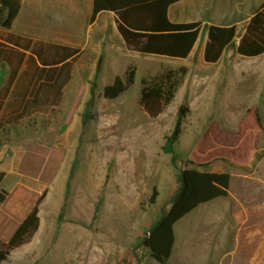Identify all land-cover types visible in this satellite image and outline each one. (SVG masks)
<instances>
[{
  "label": "rangeland",
  "instance_id": "rangeland-1",
  "mask_svg": "<svg viewBox=\"0 0 264 264\" xmlns=\"http://www.w3.org/2000/svg\"><path fill=\"white\" fill-rule=\"evenodd\" d=\"M238 1L200 0L192 9L203 25L224 24L241 9L243 15L237 17L246 19L245 5L242 8ZM248 2L252 15L262 0ZM201 33L188 60L129 51L113 65L115 57L105 56L86 125L81 115L91 86L84 97L69 98L65 113L57 116L59 151L52 156L58 170L60 160L64 163L51 187L42 185V243L29 264H156L150 263L140 242L169 208L178 188V171L211 167L233 175L230 197L217 199L222 201L215 207L226 210V251L233 244L236 248L223 259L216 256L220 232L213 227L207 239L189 238L192 255L186 264H264V57L237 55L236 36L220 63L208 65L201 47L207 34ZM232 52L235 56H230ZM129 66L136 68L133 86L115 100L104 99V87ZM171 66H185L187 74L173 101L158 118L150 119L139 105L141 81ZM181 106L188 112L175 145L174 167L162 146L175 128ZM35 159L43 168L45 154ZM13 186L8 180L3 189ZM23 202L29 208L34 199ZM185 229H176L175 255L168 264H179L180 246L187 241Z\"/></svg>",
  "mask_w": 264,
  "mask_h": 264
},
{
  "label": "crops",
  "instance_id": "crops-1",
  "mask_svg": "<svg viewBox=\"0 0 264 264\" xmlns=\"http://www.w3.org/2000/svg\"><path fill=\"white\" fill-rule=\"evenodd\" d=\"M199 1L186 0L172 5L168 11L170 21L200 22L192 9ZM238 4L242 8L245 5V20L237 17L239 13L243 15L241 9L229 23L210 24L219 27L235 25L238 36L236 48L254 14L249 13L248 0H240ZM92 14L93 0H21L16 18L6 28L2 26L6 12L0 10V171L5 174L0 189L5 190L3 185L8 180L14 184L11 190H7V200L0 205V240L3 242H8L26 219L40 197L42 185L50 188L57 179L64 163L60 160L58 170L57 162H52L53 154L59 151L57 116L65 113L69 98H82L87 94L100 61L101 72L103 70L105 56L113 55L115 60L110 63L116 65L125 53L132 51L118 32L114 13L102 11L94 21H91ZM242 22L246 24L242 26ZM199 38L186 59L175 60L191 58L198 48ZM207 41L206 37L201 46L203 53ZM226 49L217 63L208 65L219 64ZM233 55L235 52L230 56ZM262 57L264 54L257 58ZM116 77L121 76L114 79ZM41 152L45 154L46 163L43 168H38L35 157ZM212 168L202 172L222 173L220 169ZM26 198L34 199L29 208L23 202ZM221 201L215 199L197 207L174 225V245L165 264L175 255L176 229L179 226L186 228L187 240L180 246L179 264H186L191 258L189 238L207 239L213 227L220 232L215 255L223 259L235 251L236 244L226 251V210L215 207ZM198 227L200 231L196 232L194 228ZM40 231L41 217L39 229L30 241L13 250L2 264H29L35 260L42 243ZM149 259L150 263L159 264L151 257Z\"/></svg>",
  "mask_w": 264,
  "mask_h": 264
},
{
  "label": "trees",
  "instance_id": "trees-1",
  "mask_svg": "<svg viewBox=\"0 0 264 264\" xmlns=\"http://www.w3.org/2000/svg\"><path fill=\"white\" fill-rule=\"evenodd\" d=\"M186 0H93L94 21L102 11L112 12L116 16L117 29L129 50L169 59H186L192 52L202 30L207 33L208 41L204 48L203 59L207 64H215L224 50L231 45L237 34V27H219L201 22L173 23L168 16L169 8ZM21 0H0V10L5 11L2 26L9 28L20 9ZM238 55L257 58L264 54V1L251 16L244 35L236 48ZM101 73V61L97 64L94 80L90 87V98L81 115L83 125L90 119L95 91ZM187 74L186 67L165 68L159 73L142 79L139 105L150 118H158L173 101L179 85ZM136 68L129 66L123 77H116L104 87L102 96L112 101L127 92L134 84ZM188 108L181 106L175 128L165 138L162 151L170 155L171 165L175 167V145L181 134V123ZM5 174L0 171V185ZM231 175L228 173L202 172L195 168L178 171V188L164 208L160 217L152 223L140 246L159 264H165L171 256L174 245V225L197 207L218 198L229 196ZM9 193L0 189V205L5 203ZM42 194L26 219L21 223L8 242L0 240V264L6 261L11 252L28 243L40 226V205ZM154 197L151 199L153 203Z\"/></svg>",
  "mask_w": 264,
  "mask_h": 264
}]
</instances>
